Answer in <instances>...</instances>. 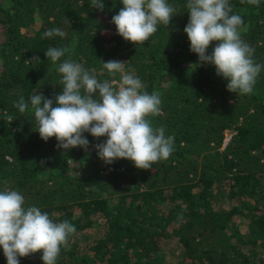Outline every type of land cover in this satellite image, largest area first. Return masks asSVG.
<instances>
[{
    "label": "trees",
    "instance_id": "1",
    "mask_svg": "<svg viewBox=\"0 0 264 264\" xmlns=\"http://www.w3.org/2000/svg\"><path fill=\"white\" fill-rule=\"evenodd\" d=\"M103 3L101 12L91 0H0V190H16L26 207L75 226L56 264H264V0L259 7L229 0L262 66L247 95L228 91L215 66L190 50L187 0H167L176 15L141 45L111 22L121 0ZM54 28L65 36L42 38ZM49 47L69 52L54 64ZM65 59L101 81L120 79L104 62H125L142 91L159 92L162 115L147 119L174 138L169 158L148 170L128 159L106 165L94 148L106 137L87 132L88 152L58 148L55 137L45 142L30 98L62 92L57 68ZM21 96L29 104L23 114L14 106ZM41 257L42 250L19 261L44 264ZM0 264H7L2 247Z\"/></svg>",
    "mask_w": 264,
    "mask_h": 264
},
{
    "label": "clouds",
    "instance_id": "2",
    "mask_svg": "<svg viewBox=\"0 0 264 264\" xmlns=\"http://www.w3.org/2000/svg\"><path fill=\"white\" fill-rule=\"evenodd\" d=\"M123 7L112 17L117 34L135 45L144 44L158 25L169 26L176 9L167 0H121ZM259 7L260 0H240ZM91 6L104 10L103 0H91ZM189 20L184 28L190 50L199 63L215 66L216 74L228 81L226 88L237 95L253 92L261 65L253 60L254 49L242 38L247 27L240 15L233 14L229 0H187ZM64 37L59 28L49 29L42 38ZM212 41L219 43L208 53ZM68 48L49 47L46 58L54 64ZM39 58V57H38ZM110 75L120 74V80H98L81 64L70 59L59 63L63 90L54 98L38 92L30 98L36 130L47 142L55 137L57 147L64 150H89V140L83 135L106 140L94 145L98 157L111 165L128 159L138 169L148 170L159 161H166L174 151V138L166 137L163 127L153 128L150 116L162 115L159 92L142 91L145 85L125 70V62L109 60L103 63ZM55 103V106H53ZM21 114L29 110L23 96L14 105ZM11 122L13 118L5 114ZM43 164V161H41ZM70 167L79 164L71 160ZM76 228L69 221L54 222L37 206H25V199L16 190H0V247L7 264H20L42 250L44 264H56L61 247H67L69 236Z\"/></svg>",
    "mask_w": 264,
    "mask_h": 264
},
{
    "label": "rangeland",
    "instance_id": "3",
    "mask_svg": "<svg viewBox=\"0 0 264 264\" xmlns=\"http://www.w3.org/2000/svg\"><path fill=\"white\" fill-rule=\"evenodd\" d=\"M217 44H218V42H215V45H217ZM113 80L117 81V83H118L120 79H113ZM229 134H230V131L227 130V131H226V135H229ZM73 171H76V172L78 173V170H77V168H75V167H73Z\"/></svg>",
    "mask_w": 264,
    "mask_h": 264
},
{
    "label": "built area",
    "instance_id": "4",
    "mask_svg": "<svg viewBox=\"0 0 264 264\" xmlns=\"http://www.w3.org/2000/svg\"><path fill=\"white\" fill-rule=\"evenodd\" d=\"M230 138V134L225 136L224 141L226 142Z\"/></svg>",
    "mask_w": 264,
    "mask_h": 264
}]
</instances>
